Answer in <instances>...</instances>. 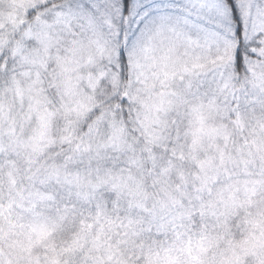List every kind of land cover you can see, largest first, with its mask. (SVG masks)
I'll use <instances>...</instances> for the list:
<instances>
[{"label":"snow or ice","instance_id":"1","mask_svg":"<svg viewBox=\"0 0 264 264\" xmlns=\"http://www.w3.org/2000/svg\"><path fill=\"white\" fill-rule=\"evenodd\" d=\"M0 264H264V0H0Z\"/></svg>","mask_w":264,"mask_h":264}]
</instances>
